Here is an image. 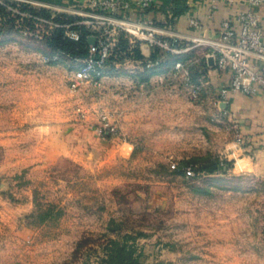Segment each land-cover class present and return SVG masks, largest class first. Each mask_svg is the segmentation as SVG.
Returning a JSON list of instances; mask_svg holds the SVG:
<instances>
[{"label":"rangeland","instance_id":"374dc122","mask_svg":"<svg viewBox=\"0 0 264 264\" xmlns=\"http://www.w3.org/2000/svg\"><path fill=\"white\" fill-rule=\"evenodd\" d=\"M0 6V264H101L125 237L148 264H264V177L172 168L229 160L235 136L205 92L194 98L172 74L143 85L132 64H113L101 87L72 93L83 59L49 45L63 29L25 27V14L77 30L88 1ZM102 110L118 137L99 136Z\"/></svg>","mask_w":264,"mask_h":264},{"label":"built area","instance_id":"2783aa9c","mask_svg":"<svg viewBox=\"0 0 264 264\" xmlns=\"http://www.w3.org/2000/svg\"><path fill=\"white\" fill-rule=\"evenodd\" d=\"M90 12L85 13L88 20L83 24L89 30L87 40L88 55L82 60L80 66L69 80V88L72 93L79 94L85 86L99 88L103 84L106 70L110 61L114 59V65L120 66L131 61H137L134 56L135 48L146 44L151 54L144 60L138 61L144 70L165 69L167 58L171 55H179L184 52L183 44L185 36L179 33H170L156 24V20L150 13L156 5V0H87ZM248 10L237 14L236 20L225 19L209 39H197V45H205L211 49L209 58L219 71L229 72L230 82L220 89L222 101H227L231 93L255 97L264 93V71L252 63V59L264 62V28L261 21V10H264V0H245ZM213 0V8H215ZM29 21L49 23L51 29H63L65 38L78 42L81 35L72 25H67L44 17L25 14ZM190 27L201 28L199 18L192 17L189 20ZM129 39V53L122 51L121 36ZM95 43L92 44L91 40ZM157 52L158 57L153 59ZM209 58L207 65H209ZM172 75L182 77L186 85L191 89L194 98L201 95V87L192 82L190 72L181 61L175 63ZM162 80V78H161ZM78 112L85 117L84 111L78 108ZM99 136L105 140L119 136V126L115 124L109 114L102 110L98 113ZM237 143L242 145L244 139L237 137ZM173 164L172 168L176 169ZM185 175H195L192 166L184 169Z\"/></svg>","mask_w":264,"mask_h":264},{"label":"crops","instance_id":"0c3cea01","mask_svg":"<svg viewBox=\"0 0 264 264\" xmlns=\"http://www.w3.org/2000/svg\"><path fill=\"white\" fill-rule=\"evenodd\" d=\"M214 1L215 8L213 0H156V5L150 13L151 17L162 29L185 36L184 52L169 56L166 61L168 67L162 73L144 70L138 62L140 59L128 64L139 69L134 77L143 85L153 78L161 80L172 74L171 71L178 61L183 62L185 66L190 64L197 66L202 72L197 85L201 87L202 94L205 92L209 100H212L210 102L213 104L212 107L218 108L220 116L225 121L224 128L227 133L232 131L235 136V139L233 137L225 143L226 157L235 162L234 172L253 173L264 177V93L255 97L231 93L227 101H222L220 89L229 84L231 75L229 72L217 70L210 61L209 65H206L211 49L195 42L197 39L211 38L225 19H232L239 25L236 16L239 12L248 10V5L245 0ZM260 14L264 28V10H261ZM192 17L199 18L201 28L190 27L189 20ZM139 48L145 58L150 56L151 51L146 44H141ZM252 63L264 71V62L253 58ZM143 74L146 75L147 81L142 80ZM119 114L121 119L126 118L122 106L119 107ZM238 136L244 139L242 145L236 141Z\"/></svg>","mask_w":264,"mask_h":264},{"label":"trees","instance_id":"16d2710c","mask_svg":"<svg viewBox=\"0 0 264 264\" xmlns=\"http://www.w3.org/2000/svg\"><path fill=\"white\" fill-rule=\"evenodd\" d=\"M33 12H37L33 10ZM7 13V9L4 6H0V16ZM41 13L45 16H49L50 12L48 10H42ZM39 13V14H41ZM32 21V20H31ZM29 21L26 26H29L31 29H34V24ZM59 23H63L64 20L57 19ZM78 32L81 35V39L78 42L69 40L68 38H65L63 35V32L59 31L56 32L51 38L48 39L49 45L56 51V52H70L74 56H79L80 58L84 59L88 55V40L87 36L89 35V30L86 28V26H82L77 28ZM1 31V30H0ZM120 47L122 51L129 53L130 50V43L126 35L121 36V44ZM134 52V56L136 59L144 60L145 57L142 54V51L140 48H135L132 50ZM157 52L153 54V59L157 58ZM114 63V59L110 61V66ZM207 65V64H206ZM202 66V65H200ZM204 66V65H203ZM168 67L167 64H165L166 70ZM188 71L190 72L191 80L196 82L202 75V72L200 69L193 65H187L186 66ZM108 68V69H109ZM198 68V69H197ZM161 71V70H160ZM159 70H152L151 73H161ZM145 74L142 76V80L147 81L145 78ZM199 163V171L205 172L207 174H218L225 171L226 169H232L234 168V161H229L227 159H222L218 156H208V157H199L194 158L190 161H185L176 167V171L183 173L185 175L184 169L188 166H192L193 170H195V164ZM195 172V171H194ZM101 264H148L144 258V254L142 252H138V247L136 244L130 243L129 237H125L122 241L120 240H112L110 242V245L108 246L106 250V255L102 258Z\"/></svg>","mask_w":264,"mask_h":264},{"label":"water","instance_id":"95a60500","mask_svg":"<svg viewBox=\"0 0 264 264\" xmlns=\"http://www.w3.org/2000/svg\"><path fill=\"white\" fill-rule=\"evenodd\" d=\"M91 43H92V44H94V43H95V40H94V39H92V40H91ZM148 48H149V47H148ZM210 62H211V64H213V65H214V62H213V60H212V59H210Z\"/></svg>","mask_w":264,"mask_h":264}]
</instances>
